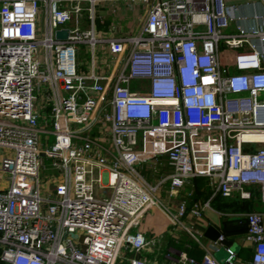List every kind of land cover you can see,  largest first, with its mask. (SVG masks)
<instances>
[{
  "label": "built area",
  "instance_id": "2783aa9c",
  "mask_svg": "<svg viewBox=\"0 0 264 264\" xmlns=\"http://www.w3.org/2000/svg\"><path fill=\"white\" fill-rule=\"evenodd\" d=\"M96 1L0 0L1 263L117 264L127 247V264H238L230 246L224 260L209 250L223 233L201 258L179 250L149 259L137 252L160 237L138 225L158 208L196 238L184 217L201 215L216 193L247 197L249 183L264 198V27L244 26L224 0H158L136 33L104 37L125 53L109 94L102 75L78 70V44L98 40L80 27L84 10L92 23ZM60 28L66 38L56 37ZM146 129L182 134L164 150L172 170L160 181L173 190L215 176L209 198L170 207L156 195L160 181L138 168ZM45 158L57 172L49 192ZM244 222L252 252L240 264H264V212L247 211Z\"/></svg>",
  "mask_w": 264,
  "mask_h": 264
},
{
  "label": "crops",
  "instance_id": "0c3cea01",
  "mask_svg": "<svg viewBox=\"0 0 264 264\" xmlns=\"http://www.w3.org/2000/svg\"><path fill=\"white\" fill-rule=\"evenodd\" d=\"M158 0H99L93 7L92 23L88 21L87 26L80 23L81 28L92 26L94 34L98 40L93 44L80 42L77 46V56L79 60L78 70L84 74L93 72L102 75L101 82L107 87L109 94L116 74L118 73L125 53L114 54L109 50L104 37L110 35H122L136 33L142 24L149 7ZM228 6L237 5L238 13L242 15L241 22L248 27L251 24L264 27V2L262 0H224ZM72 23H70L71 25ZM231 29H234L231 26ZM88 52V56L80 57ZM264 65V58L262 59ZM87 83L92 79L87 77ZM132 89H138L137 81L130 83ZM264 95V94H263ZM95 135L99 133L98 126H93L90 131ZM182 137L180 132H175L172 136H161L156 130L146 129L140 133L141 162L139 168L141 173L150 182L158 183L165 177L172 168L165 157V148ZM257 143L255 145H260ZM217 182L215 176L197 175L184 185L171 189L169 181H160L156 195L170 207H174L179 200L185 199L188 207L194 201L202 202L209 198ZM7 183L6 176L0 174V187ZM245 190H249L247 197L240 196L239 190L234 188L231 195L222 196L216 193L210 199V204L202 209L199 216L187 213L184 221L191 227L194 236L184 228L174 226L168 222L164 213L158 208H150L140 221L138 228L144 231L146 236H159L160 240L151 248V243L145 249L137 252L149 259L168 261L170 257L177 256L179 250H184L188 254L201 258L206 247L212 240L205 235L206 228L211 225L220 233L224 234V241L219 244L218 249L209 248L211 253L219 260H224L227 252L226 246L234 249L238 264L247 261L252 252V244L246 239V227L235 228L244 225V214L250 210L264 212V198L261 190L256 184L246 183ZM155 217L151 218V215ZM153 234V235H151ZM234 245V246H233ZM220 249V250H219ZM223 253L222 258L218 254ZM170 256H165V255ZM166 257V259H164Z\"/></svg>",
  "mask_w": 264,
  "mask_h": 264
},
{
  "label": "rangeland",
  "instance_id": "374dc122",
  "mask_svg": "<svg viewBox=\"0 0 264 264\" xmlns=\"http://www.w3.org/2000/svg\"><path fill=\"white\" fill-rule=\"evenodd\" d=\"M84 6H87V4L85 3ZM84 12H85V10H84ZM84 16H85V13L83 15V20L81 22H82V25L83 26H87V24H88L87 22L88 21L85 20V17ZM88 54H89L88 52H85L84 54H81L80 57L88 56ZM51 137L52 136L49 135L45 140L50 141ZM2 151L3 150L0 147V154L2 153ZM138 168H139V166H138ZM139 170H140V168H139ZM56 175H57L56 168H54V165L52 163V160L50 158H45L44 159L43 167L41 169V174H40L41 186H42V189L45 192H49V191H51L53 189V186H54V177H56ZM99 191H101V189H98L97 190V193H99ZM107 192H108V189H107ZM152 217L154 218L155 217V214L154 215H151V218ZM140 230H142V229L140 228ZM151 235H153V234H151ZM149 237H151V236H149ZM130 253H131V251L127 247H123L122 250H121V252H120V256L118 258L117 264H127V262L125 260V256H127ZM223 256H224L223 253L218 254V257L219 258H222ZM0 264H2V263L0 262Z\"/></svg>",
  "mask_w": 264,
  "mask_h": 264
},
{
  "label": "water",
  "instance_id": "95a60500",
  "mask_svg": "<svg viewBox=\"0 0 264 264\" xmlns=\"http://www.w3.org/2000/svg\"><path fill=\"white\" fill-rule=\"evenodd\" d=\"M55 34H56V37H58V38H66L67 34H68V30H67V28H60V29L56 30ZM245 227H246L245 224L235 226V228H245ZM219 233H220V231L211 225H209L205 230V235H207L208 237H210L212 239H216L218 237Z\"/></svg>",
  "mask_w": 264,
  "mask_h": 264
},
{
  "label": "bare ground",
  "instance_id": "6f19581e",
  "mask_svg": "<svg viewBox=\"0 0 264 264\" xmlns=\"http://www.w3.org/2000/svg\"><path fill=\"white\" fill-rule=\"evenodd\" d=\"M245 136H254V135H252V134H246Z\"/></svg>",
  "mask_w": 264,
  "mask_h": 264
},
{
  "label": "trees",
  "instance_id": "16d2710c",
  "mask_svg": "<svg viewBox=\"0 0 264 264\" xmlns=\"http://www.w3.org/2000/svg\"><path fill=\"white\" fill-rule=\"evenodd\" d=\"M0 262H1V260H0Z\"/></svg>",
  "mask_w": 264,
  "mask_h": 264
}]
</instances>
